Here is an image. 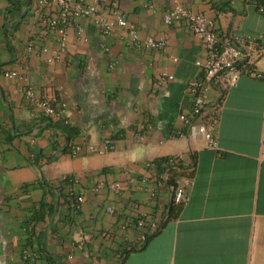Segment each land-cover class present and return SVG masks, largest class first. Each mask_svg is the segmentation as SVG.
Masks as SVG:
<instances>
[{
  "label": "crops",
  "instance_id": "0c3cea01",
  "mask_svg": "<svg viewBox=\"0 0 264 264\" xmlns=\"http://www.w3.org/2000/svg\"><path fill=\"white\" fill-rule=\"evenodd\" d=\"M179 2L219 30L264 41V0ZM173 4L99 3V13H124L142 39L167 40L165 49L129 45L120 26L104 36L94 17L81 16L68 25L60 61L49 63L27 50L31 41L59 47L37 0H0V264H264V76L242 75L229 90L217 148L189 139L178 116L190 109L188 84L202 77L195 62L206 50L186 22L165 23ZM161 73L174 80L160 83ZM27 88L66 102L68 123L46 116ZM217 100L209 90V106ZM104 143V151L90 148ZM179 155L173 173L154 164ZM186 175L190 199L175 207L172 187ZM63 185L84 197L79 208L62 197ZM165 213L141 245L138 219Z\"/></svg>",
  "mask_w": 264,
  "mask_h": 264
},
{
  "label": "built area",
  "instance_id": "2783aa9c",
  "mask_svg": "<svg viewBox=\"0 0 264 264\" xmlns=\"http://www.w3.org/2000/svg\"><path fill=\"white\" fill-rule=\"evenodd\" d=\"M173 2V6L165 13V23L170 25L186 22L188 27L201 37L206 50V56L195 62L202 77L192 79L188 84L192 95L190 109L181 113L178 118L183 122L189 139H201L207 146L217 148L216 131L223 103L229 90L237 84L242 75L264 76L262 69L264 41L260 37L219 30L213 17L202 12H192L186 9L179 0H173ZM99 3L100 0H92V3L89 4L74 0H37L38 12L45 11L46 28L57 35L59 47L57 50H53L46 45L37 46L35 42L31 41L27 46L28 52L43 55L46 62L49 63L60 61L67 45L68 25L74 18L81 16L94 17L96 25L104 36L110 35L116 26H120L126 31L129 45L156 50L166 48L167 40L164 38L142 39L137 27L131 24L125 14L116 7H112L110 15L99 13ZM258 10L264 13L263 3L258 4ZM171 58L177 60L175 56H171ZM5 75L21 77L17 71H7ZM170 80H174V76L167 73H161L158 78L160 83ZM211 89L217 91L218 100L214 105L209 106L208 92ZM25 93L27 98L34 102L46 116L65 119L66 102L56 104L51 97L36 95L32 88H27ZM65 122L68 123L66 119ZM108 147L107 143H104V146H90L92 151L98 152L104 151ZM81 149L77 144L71 145L73 155H78ZM168 158L169 161L165 165L168 170H171L178 165L182 157L179 155ZM72 180L70 179L71 182ZM191 181V175H186L172 187L173 206L182 207L188 203ZM102 185H97L95 190L101 188ZM119 185L120 183L115 184L117 187H120ZM70 195L71 207L79 208L84 197L77 195L74 191H71ZM166 219L167 213L155 219L139 218L137 224L144 229L140 236V244H145L149 236L157 233Z\"/></svg>",
  "mask_w": 264,
  "mask_h": 264
},
{
  "label": "trees",
  "instance_id": "16d2710c",
  "mask_svg": "<svg viewBox=\"0 0 264 264\" xmlns=\"http://www.w3.org/2000/svg\"><path fill=\"white\" fill-rule=\"evenodd\" d=\"M259 1V0H258ZM57 125H59L62 129H63V131L68 135V137L71 139V140H73L74 139V137H75V131H74V129H72L68 124H66L65 122H63V121H59V122H57L56 123ZM168 161H169V158L168 157H166V158H162V159H159V160H157V161H155L154 162V164H156L157 165V167L159 168V170H163V167H164V163L167 165V163H168ZM178 168V166H176L175 168H172L171 170H170V172L171 173H173L176 169ZM65 181H70V178L68 179H66ZM71 182V181H70ZM176 184V183H175ZM174 184V185H175ZM65 187H64V185L61 187V192H62V197H64V199H65V201L68 203V201H69V199H70V197H71V195L69 194V192L65 189ZM172 211H170V213H171ZM156 234V233H155ZM154 235V234H153Z\"/></svg>",
  "mask_w": 264,
  "mask_h": 264
}]
</instances>
